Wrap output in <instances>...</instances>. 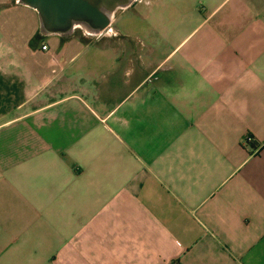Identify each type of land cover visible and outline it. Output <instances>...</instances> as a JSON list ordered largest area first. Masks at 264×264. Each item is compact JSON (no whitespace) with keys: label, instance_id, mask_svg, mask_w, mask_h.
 <instances>
[{"label":"crops","instance_id":"crops-1","mask_svg":"<svg viewBox=\"0 0 264 264\" xmlns=\"http://www.w3.org/2000/svg\"><path fill=\"white\" fill-rule=\"evenodd\" d=\"M0 264H264V0H0Z\"/></svg>","mask_w":264,"mask_h":264},{"label":"water","instance_id":"water-1","mask_svg":"<svg viewBox=\"0 0 264 264\" xmlns=\"http://www.w3.org/2000/svg\"><path fill=\"white\" fill-rule=\"evenodd\" d=\"M36 10L44 28L54 34L72 30L74 24L86 23L102 32L110 28L112 16L127 8L131 0H20Z\"/></svg>","mask_w":264,"mask_h":264},{"label":"bare ground","instance_id":"bare-ground-1","mask_svg":"<svg viewBox=\"0 0 264 264\" xmlns=\"http://www.w3.org/2000/svg\"><path fill=\"white\" fill-rule=\"evenodd\" d=\"M114 17V15L112 16V18ZM75 27L77 26H80L82 27L83 29H85L87 32H90V33H95V32H100L94 28H92L90 25L86 24V23H80V24H74Z\"/></svg>","mask_w":264,"mask_h":264},{"label":"built area","instance_id":"built-area-1","mask_svg":"<svg viewBox=\"0 0 264 264\" xmlns=\"http://www.w3.org/2000/svg\"><path fill=\"white\" fill-rule=\"evenodd\" d=\"M47 48H48V47L45 45V46H43V48H42V49H43V50H47ZM251 141H252V139H251V138H248V139H247V142H251Z\"/></svg>","mask_w":264,"mask_h":264}]
</instances>
